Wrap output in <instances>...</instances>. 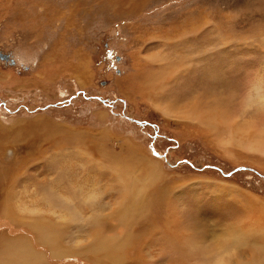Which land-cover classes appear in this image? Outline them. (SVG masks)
Segmentation results:
<instances>
[{
	"label": "rangeland",
	"instance_id": "obj_1",
	"mask_svg": "<svg viewBox=\"0 0 264 264\" xmlns=\"http://www.w3.org/2000/svg\"><path fill=\"white\" fill-rule=\"evenodd\" d=\"M0 53V264L20 242L41 264H211L228 227L251 235L224 256L264 264V0H0ZM131 148L143 166L114 160ZM97 238L117 260L88 257Z\"/></svg>",
	"mask_w": 264,
	"mask_h": 264
},
{
	"label": "bare ground",
	"instance_id": "obj_2",
	"mask_svg": "<svg viewBox=\"0 0 264 264\" xmlns=\"http://www.w3.org/2000/svg\"><path fill=\"white\" fill-rule=\"evenodd\" d=\"M50 55L53 56L52 53H50ZM49 56V55H48ZM51 58H49V62H50ZM65 62V61H64ZM46 63L48 64V59L46 61ZM59 66V68L61 67H67V66H71V63L70 61H68L67 63H61V62H56ZM49 65V64H48ZM57 65L55 64L54 67H56ZM58 68V67H56ZM63 69V68H62ZM73 69L75 70H78V67H73ZM80 73L81 71L78 70ZM133 72V71H132ZM150 73V72H149ZM134 73L132 74H129L127 76H125V79H123L124 81H128L132 84H136V79L137 77H135L133 75ZM144 75V74H143ZM74 76L76 78V80L78 81V83L80 85H85V80H86V77L85 76H81V75H78L76 73H74ZM190 76V75H189ZM152 77L151 75H149V78ZM154 77V76H153ZM192 77V76H191ZM209 77V76H208ZM148 78V80H149ZM191 79V78H190ZM199 79H202L201 77ZM204 79V78H203ZM208 79V78H207ZM192 81V80H191ZM215 81V80H214ZM190 82V81H189ZM203 82V81H202ZM129 83V84H130ZM179 83V82H178ZM205 83V82H204ZM191 84V82H190ZM205 85V84H204ZM154 86L155 84L150 82L149 80V83L145 85L146 88L142 89L140 87V85L138 84V88L142 89V91L144 90H148L149 94L151 95L154 91ZM187 87V86H186ZM190 87V86H189ZM136 88V87H135ZM156 89V88H155ZM178 90V89H177ZM177 90L174 88V91L177 92ZM186 95V94H184ZM183 95V96H184ZM173 97V96H172ZM175 98V97H173ZM154 104L156 105V102H154ZM168 115V114H167ZM186 118H188V116L184 115ZM192 118V117H191ZM142 156H140L139 154H134V150L131 148V151L129 152V155L128 154H125L123 156H120V155H116L115 156V161L118 162L117 164H122V162H124V167H129V166H133L135 168H138L140 167L142 164L141 162L143 163V160H141ZM144 159V162H145V158ZM147 162V161H146ZM148 163H151L148 161ZM152 165V164H151ZM117 166V165H116ZM143 166V165H142ZM150 166V165H149ZM118 167V166H117ZM120 167V168H121ZM145 167V166H144ZM154 166H150V168H147V172L145 174V177H144V174H143V178H145L144 182H143V178H142V181L139 182V185L138 187L144 189L146 187L149 186L150 189H152L149 184V182L153 179V175L152 174V171L156 170L157 168H153ZM131 169V167H130ZM132 170V169H131ZM136 170V169H135ZM146 170V169H145ZM152 170V171H151ZM158 170V169H157ZM130 171V170H129ZM159 171V170H158ZM143 172V171H142ZM145 173V172H144ZM157 173V172H156ZM123 174H127V172H125V169H123ZM158 174V173H157ZM160 174V173H159ZM161 176V175H160ZM160 176H155L157 177V179H160L159 177ZM130 178V177H129ZM132 178V177H131ZM135 178V176H134ZM130 180V179H129ZM135 180V179H134ZM156 180V178L154 179ZM153 180V182H154ZM159 181V180H158ZM132 181H128V179L125 181H122L121 185H123V187H125V193L130 192V188L133 189L134 191H136L137 193H134L132 192V196H129V199H130V202H135L137 201L138 199H141L139 197V193L141 192L140 189L136 188L137 187V184L136 185H133L131 186L130 183ZM143 182V183H142ZM155 186H157V184H155ZM147 189V188H146ZM149 190V189H148ZM153 190V189H152ZM155 190V189H154ZM157 190V189H156ZM144 193V192H143ZM127 195V194H126ZM142 195V194H140ZM128 196V195H127ZM148 197V196H147ZM127 198V197H125ZM124 198V199H125ZM143 199V197H142ZM138 207L137 208H142L143 207V201L142 200H138ZM128 202V203H130ZM127 203V205H128ZM124 204L123 202V199H121V201L118 203L117 207H122ZM132 204V203H131ZM135 204V203H134ZM133 204V205H134ZM126 206L127 209L131 210L130 208H128ZM137 205V204H136ZM119 210V209H118ZM134 210H136V208H134ZM120 211V210H119ZM117 213V212H116ZM129 213V212H128ZM136 213V212H135ZM119 214V213H117ZM116 214V215H117ZM131 215H135L134 212L131 210L130 212ZM138 214V213H137ZM120 215L122 218H128V214L127 212L125 211H122L120 212ZM120 215L119 218H120ZM121 218V219H122ZM129 219V218H128ZM134 219V218H133ZM123 220V219H122ZM126 221H130L131 222V218L130 220H126ZM124 222V220H123ZM127 223V222H126ZM234 225V224H233ZM38 226V225H37ZM34 225V232L39 236V238L42 240V242L46 243V244H54V242L56 241V234L53 232V230H51L50 228L48 227H45V228H41V227H37ZM228 227V226H227ZM232 227V226H231ZM237 229V230H236ZM252 230V229H251ZM246 229L244 230V232L241 231L240 228H237V227H232V228H229L228 227V230H225L224 232H222V234L217 238H215L213 241H211L210 243H208L207 245L204 246V255L207 256L209 258L210 255H214L215 256V259L213 260V262H210L211 264H232L233 262L230 261V258H228L227 256H224L225 254H230V255H234V253L236 254V251L239 250L241 247H246V241L245 240V236L246 235H251V233H249V229L246 231ZM256 231V235H259L261 234V232H259V230H255ZM253 232V231H252ZM230 234V235H229ZM184 235V234H183ZM193 235V234H192ZM218 235V234H217ZM197 237V236H196ZM183 239V238H182ZM249 239V237H248ZM251 239V237H250ZM245 240V241H244ZM254 240V239H253ZM252 240V241H253ZM106 240H103L101 238H97L94 240V243H92V248L88 250V257L90 258H94L95 259V256L96 255H99L103 258H106V259H109L110 261H114V260H117V247L115 245H113V243H108V242H105ZM120 241V240H119ZM123 242V241H122ZM201 242V241H200ZM255 242V241H254ZM203 243V242H202ZM206 243V242H204ZM122 244V243H121ZM199 246V245H198ZM264 245L263 244H258V247L255 246V245H251L250 248H255L254 250L257 251V248L260 249L261 247H263ZM189 247H191V249L193 250L194 249V252L197 253V251H200V253H203L201 250L203 249H200L199 247H196V246H193V245H190ZM4 248H6L4 251L1 250L2 252H5V256H7L8 258V262H12V263H15V264H41L40 263V257L38 254L34 253L30 246L26 243V244H22L20 242L19 245H17V243H11V244H8L7 246H5ZM248 248V247H247ZM190 249V248H189ZM197 250V251H196ZM1 252V253H2ZM94 253V254H90V253ZM250 252V251H249ZM255 253V252H253ZM258 253H259V250H258ZM264 253V252H263ZM204 256V257H205ZM255 256V255H254ZM4 257V256H3ZM210 257H213V256H210ZM240 257V256H239ZM256 257V256H255ZM203 258V257H202ZM4 259V258H3ZM212 258H210L211 260ZM234 259V258H233ZM104 260V259H103ZM121 260V259H120ZM209 261V260H208ZM258 262V259L257 257L256 258H251V260L247 263H240V264H256Z\"/></svg>",
	"mask_w": 264,
	"mask_h": 264
},
{
	"label": "water",
	"instance_id": "obj_3",
	"mask_svg": "<svg viewBox=\"0 0 264 264\" xmlns=\"http://www.w3.org/2000/svg\"><path fill=\"white\" fill-rule=\"evenodd\" d=\"M0 59L1 60H10L11 63H13V58L9 57L8 54H3V53H0Z\"/></svg>",
	"mask_w": 264,
	"mask_h": 264
},
{
	"label": "crops",
	"instance_id": "obj_4",
	"mask_svg": "<svg viewBox=\"0 0 264 264\" xmlns=\"http://www.w3.org/2000/svg\"><path fill=\"white\" fill-rule=\"evenodd\" d=\"M58 47H60V45H58ZM54 68V67H53ZM72 69V71H73V73H76V74H78V70H80V68H78V70H75V69H73V68H71ZM87 73V72H86ZM37 80H39V78L38 77H36V81Z\"/></svg>",
	"mask_w": 264,
	"mask_h": 264
}]
</instances>
